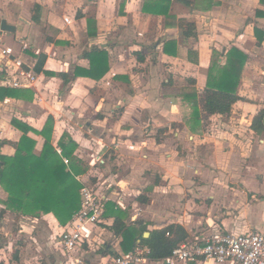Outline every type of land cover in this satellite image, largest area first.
Wrapping results in <instances>:
<instances>
[{"label":"crops","instance_id":"crops-1","mask_svg":"<svg viewBox=\"0 0 264 264\" xmlns=\"http://www.w3.org/2000/svg\"><path fill=\"white\" fill-rule=\"evenodd\" d=\"M260 10V0H0V19L16 26L15 32L0 29V50L12 48L11 55L0 56V86L34 92L31 99L0 102V153H15L22 132L11 119L18 118L33 128L27 136L36 141L37 153L45 139L60 152L58 140L70 136L77 143L75 156L87 166L78 179L117 200L127 211L125 222L144 233L167 225L182 226L186 238L216 229L264 233V131L250 129L264 108V40L255 34V28L264 34ZM3 40L19 46L2 45ZM169 41L176 46L167 54L163 46ZM232 47L247 55L240 99L226 114L199 110L198 120L184 94L199 98L210 69L216 76ZM92 48L108 53L109 70L100 80L75 76L76 70L92 72L83 55ZM39 55L46 57V74L34 70ZM19 70L34 79L25 80ZM16 78L21 87L11 85ZM96 155L105 163L91 167ZM6 198L0 186V263L36 264L24 256L28 244L44 264L57 233L43 248L38 224L62 226L52 213L33 217L6 209ZM112 222L103 216L91 246L59 253L92 264L125 254L121 238L109 229Z\"/></svg>","mask_w":264,"mask_h":264},{"label":"trees","instance_id":"trees-1","mask_svg":"<svg viewBox=\"0 0 264 264\" xmlns=\"http://www.w3.org/2000/svg\"><path fill=\"white\" fill-rule=\"evenodd\" d=\"M260 2L264 4V0ZM261 13L264 15V11L260 10L259 14ZM193 28L192 23L188 24L183 33L187 36ZM255 34L259 42L264 40L263 32L259 36L255 28ZM170 46H176L175 41L167 42L163 46V51L168 54ZM83 55L89 60V71L92 72L81 74L76 70L75 76L102 79L109 70L108 53L103 49L92 48ZM45 58V55L37 57L35 72L46 74L43 70ZM226 58L225 65L218 70L216 76L212 75L210 69L206 88L199 98L195 93L184 94L185 99L193 102V112L198 120L199 110L206 116L226 114L240 99L237 90L247 55L232 47L226 53ZM49 73L62 78L64 83L69 80L62 72ZM33 93L29 89L0 86V102L7 98L31 99ZM11 124L20 130L22 135L14 143L13 155L0 153V186L7 193V198L2 202L4 207L24 216L39 217L41 214L52 213L61 226L65 225L80 208V190L85 182L78 177L87 173L86 164L74 154L77 143L70 136L62 135L57 142L60 149L58 152L56 147L45 139L40 152L37 153L36 141L27 136L29 130L33 131V128L18 118H12ZM250 129L256 134L264 131V108L259 109L254 116ZM4 143L0 141V148ZM64 158L68 159L67 164L64 163ZM126 215L127 211L117 203L107 202L104 216L113 219L109 229L121 238L119 245L124 253L134 250L137 246H146L150 249L149 259L160 260L169 256L187 237V232L180 225H167L148 231L149 235L144 236V230L139 229L135 223L125 222Z\"/></svg>","mask_w":264,"mask_h":264},{"label":"built area","instance_id":"built-area-1","mask_svg":"<svg viewBox=\"0 0 264 264\" xmlns=\"http://www.w3.org/2000/svg\"><path fill=\"white\" fill-rule=\"evenodd\" d=\"M68 22V19H66ZM12 48L0 50V56L11 55ZM19 63V62H18ZM19 76L25 80H33V76L26 75L22 70ZM13 87H21L23 84L17 78L11 82ZM67 164V158L63 159ZM101 155L93 156L89 162L91 167L104 164ZM80 180V179H79ZM80 208L74 212L71 219L62 226L61 233L55 242L64 255H70L83 244L91 246L93 242L94 228L104 216L106 204L110 198L91 183H85L80 190ZM121 205L117 200L115 201ZM169 233H167L168 235ZM150 249L137 246L131 252L111 257L101 264H140L149 259ZM74 264H92L82 257L73 259ZM163 264L175 262H212L213 264H264V233L260 231H247L243 233H231L221 229L209 233H198L191 238H186L177 245L169 256L161 259Z\"/></svg>","mask_w":264,"mask_h":264},{"label":"rangeland","instance_id":"rangeland-1","mask_svg":"<svg viewBox=\"0 0 264 264\" xmlns=\"http://www.w3.org/2000/svg\"><path fill=\"white\" fill-rule=\"evenodd\" d=\"M3 44L2 45H11L12 47H14L15 49H17L18 48V46H19V44L15 41V40H10V41H8V40H3V42H2ZM176 125H177V123H176ZM179 125H182L181 123L179 124ZM16 224V223H15ZM9 225H10V227L12 228L13 226H14V224H10V222H9V224H8V226L7 227H9ZM38 226H39V231L37 232V239H38V241H39V244L43 247V248H45L44 246H45V244H46V240H47V238L50 236V234H52V233H54V232H56L57 234H56V236L59 234V233H61V229L59 228V229H57V230H51V229H49L47 226H46V224H45V222H41V223H39L38 224ZM9 227V228H10ZM10 228V229H11ZM111 231V230H110ZM56 236H54V238H52L55 242L57 241V237ZM19 239L17 238L16 239V241H18ZM23 241V240H22ZM109 242V241H108ZM107 242V243H108ZM56 244V243H55ZM19 245V244H18ZM25 245V244H24ZM44 245V246H43ZM31 249V247H29L28 246V244L25 246V249H24V256L28 259H33V261L34 260H38L37 261V263L36 264H38L39 263V260H41L42 258V255H40V253H37L36 251H35V249L33 248V250H30ZM45 250V249H44ZM59 251H60V249H59V246L56 244L55 246H54V253H53V255H51L52 257H50L49 259L46 257L45 258V261H43L44 262V264H47L48 262L50 263H54V264H56L57 263V261H60V260H62L63 261V264H74L73 263V261H71V260H67V259H64V257L59 253ZM34 252V253H33ZM42 253V252H41ZM63 254H65V253H63ZM34 257L35 258H37V259H34ZM28 262V261H27Z\"/></svg>","mask_w":264,"mask_h":264},{"label":"water","instance_id":"water-1","mask_svg":"<svg viewBox=\"0 0 264 264\" xmlns=\"http://www.w3.org/2000/svg\"><path fill=\"white\" fill-rule=\"evenodd\" d=\"M0 29L7 32H15L16 26L8 24L5 19H0ZM144 236H148V232H145Z\"/></svg>","mask_w":264,"mask_h":264}]
</instances>
